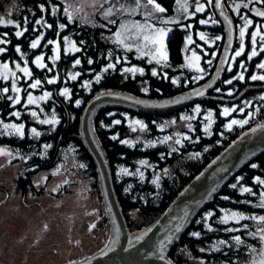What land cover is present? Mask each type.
<instances>
[{
	"label": "trees",
	"instance_id": "obj_1",
	"mask_svg": "<svg viewBox=\"0 0 264 264\" xmlns=\"http://www.w3.org/2000/svg\"><path fill=\"white\" fill-rule=\"evenodd\" d=\"M156 2L165 8L167 13H172L176 0H156ZM216 2L217 0H213V9L216 19L221 24L208 28V30L215 32L212 33L214 36L219 33L222 40L218 42L217 55L212 60L210 67L205 62L207 75L197 82L193 80L191 72L181 67L184 62L182 53L184 37L180 31H176L168 41L170 56L168 66L159 67L158 75L152 76L153 65L147 64L145 60L135 58L133 52L127 53L104 39L103 34L115 31L117 25H114L111 30H106L102 27L80 25L78 21L71 23L63 13V4L60 0H0V19L10 18L13 21V24H0V39L9 41L7 44L0 45L6 49L4 53H0V61L19 63L24 67L29 66L32 76L27 78L20 74L19 84L26 87L25 94L29 90L40 93L51 92L52 95L45 102L44 107L48 113L54 114L58 119L56 126L40 124L28 112L33 107H25L23 103L14 105L11 81L0 78V117L6 121L14 119L27 125V134L22 139L14 135H3L0 131V147H9L29 157L26 163L29 169L24 174L17 176L13 183L12 188L16 187V193L25 198L31 195H46L47 189L37 186L34 176L53 170L62 161V151L72 147L78 160L84 164L86 176L92 180L91 193L99 199L102 206L99 211L101 218L99 227L102 229L106 225L105 232L108 231V235L112 228L113 218L110 216L108 207L106 208L107 201L101 173L96 159L81 137L85 109L94 98L101 94L120 93L138 100L160 103L193 94L197 89L206 88V85L214 80L219 71L229 40L226 26L217 14ZM52 4L61 6L55 15L52 14ZM40 5H44V7L41 8ZM9 13L11 14L9 15ZM25 18H27V22H25ZM37 19H41L45 23H52L53 28L48 29L36 25ZM232 19L238 31L239 20L236 17ZM18 23L22 24V28L15 27ZM61 23H66L67 27L60 29ZM23 28L28 29L25 35L16 37L15 32L21 31ZM40 34L44 35L41 46L32 49L31 41ZM68 36H73L82 51L66 53L63 48L61 58L53 62L51 57L54 54V45H48L47 40L60 39L64 45V38ZM239 45L237 38L235 50ZM16 47H20L21 52H16ZM250 50L251 45L248 40L244 55L237 59L231 71L228 68L218 85L217 88H220L221 92L214 90L209 97L195 104L164 113L141 112L119 105H106L95 112L92 132L108 162L115 193L132 235L152 227L178 194L223 149L245 132L264 124V101H255L252 104V112L255 111V114L249 120V124L242 128L235 126L231 131H225L229 118L222 116V108L226 105L234 103L241 107L245 101L255 100L264 90V81L250 79L252 75H255L256 67L264 62V51L260 52L258 57L249 60ZM109 53H111V57ZM38 55H44L45 64L52 68L51 72L35 65L34 61ZM124 56L127 59H124ZM76 59H80L81 64L74 66ZM88 59H92L93 63L89 64ZM109 63H114L116 67L104 73L103 68L107 67ZM241 64L245 65L244 80L237 78L241 71ZM135 65L145 66L146 71L143 74L139 72L129 74L124 71L125 67H134ZM76 72H79L80 76L73 81L71 75ZM97 74H102L99 83L95 82ZM36 79H40L42 82L38 86L39 89L30 88V84L34 83ZM48 79H56V83L48 84ZM229 79H233V84L225 83ZM173 80H177V83H172ZM85 81L92 83L86 88L83 86ZM5 87L9 89L8 92L3 91ZM64 88L70 89L69 97L59 94ZM145 88H147V92L144 91ZM231 91L233 95L227 94ZM8 97H12V99L9 100ZM231 98L237 99V102L230 101ZM76 100L81 101L79 106L76 105ZM196 105L200 106L201 113L195 118L194 108ZM17 110L23 111L20 120L13 115ZM209 111H213L216 116L211 135L206 134L203 130L206 123L203 113ZM182 114L195 118L193 130L185 131L187 136H191V141L183 139L180 145L174 142L176 152H172L170 147L169 143L172 141L166 144L157 143L155 146L143 143L142 137L153 142L160 141L165 136H172V129L163 131L160 127L167 120L181 119ZM128 118L142 121L147 126L144 132H141L139 128L133 131ZM115 120H120L121 124H114ZM33 127L41 133L39 137L30 134ZM113 136H116L117 139H112ZM122 140H128L130 143H121ZM45 144H50L52 147L45 149ZM196 153H199L198 158L195 156ZM141 161H147V166H141ZM253 163L257 165L256 168L251 167ZM150 166L154 168V171ZM122 168L136 174H124L121 172ZM166 169L171 170V173L163 175L158 184L152 183L154 172H164ZM140 172L143 173V178L139 175ZM257 176L264 179V150L243 164L219 188L210 202L200 210L179 243L168 253L169 260L173 264L249 263L251 249L260 247V241L250 237V232L255 230V222L247 220L225 224L221 221V217L227 210L250 215L264 214V208H259L256 205L264 191V185H260L255 179ZM241 177H243L242 180ZM232 184H237V188L233 189ZM129 187L131 190L126 191ZM244 187L252 188V192H242L241 188ZM0 189V194L10 191L6 187H0ZM209 213L211 215H208ZM244 225H247V228ZM229 228L233 231H227ZM192 232H199L200 236L193 237L190 235ZM236 235L241 236L240 244H237L233 239ZM221 241L225 243H221ZM103 247L88 249L86 254L83 253L81 256H89L102 250ZM201 249L204 251H200Z\"/></svg>",
	"mask_w": 264,
	"mask_h": 264
},
{
	"label": "rangeland",
	"instance_id": "obj_2",
	"mask_svg": "<svg viewBox=\"0 0 264 264\" xmlns=\"http://www.w3.org/2000/svg\"><path fill=\"white\" fill-rule=\"evenodd\" d=\"M60 1L63 4L62 10L67 9V12L63 11L64 15L68 17V12L72 13L73 19L69 20L71 23L78 21L80 25L102 27L106 30H111L114 25H117L115 31L105 32L103 34L104 39L111 44L117 45L127 53L133 52L135 58L145 60L147 64L153 65L152 70L156 69L157 72H159V67L168 66L169 60L167 65H158L155 63V61L150 64L148 62L150 56L141 55V52L137 50V45L144 44L143 35L145 33L140 32L136 27L137 25L151 24L155 27L171 28L172 31L169 33L166 41L167 50L169 39L174 36L176 31H180L184 37L182 47L184 62L181 67L191 72L193 74V77L203 75V79L207 75L205 62L207 64L208 60L212 61L214 57H216L218 42L222 40V36L219 33L217 34V36H214L212 33L215 32L208 30V28L216 27L221 24V22L215 17L213 0H211V2H209V0H176L172 13H167L166 11L164 13L156 12L154 9V5L148 4L147 0ZM200 4H203L205 6L204 11L196 13L195 8ZM237 5L240 6L239 12H237L236 10ZM245 5H247V7H245ZM52 7L55 13H58L61 9L60 5L52 4ZM109 7H111L112 9V13L111 15L106 16L105 12ZM185 8L187 9V11L184 10ZM224 8L231 18L236 17L239 20L237 38L240 45L234 51L231 60L232 62H230L231 65H229V68H231L232 70L237 59L245 53L244 52L240 57H235V52L239 50L242 43L245 47V51L248 46V40H250L251 49L253 47H256L258 55L260 52H263L261 51V48L264 47V42L260 41L259 37H257V44L253 45L251 43V35L258 29L260 30L261 35H264V17L256 15L257 11H264V0H227V2L224 3ZM241 17L251 19L253 21V24L248 26L243 40H241L239 33L240 29L245 25V19H242ZM3 20L5 21V23L11 21V24H13V21L10 18H5ZM200 20H207L208 22L206 24H201L199 22ZM111 21L115 22L110 23ZM166 21L172 22L165 23ZM213 21H215V23ZM122 25L124 26L123 29L121 27ZM117 32H122L121 39L124 40V44L132 46L130 51L124 45L117 43ZM201 33H203L205 36L204 40L200 39ZM188 37L192 38V43L188 42ZM216 37H220L221 39L217 40ZM66 38L67 39H64V45L61 40L58 39L61 42L60 57L63 48L66 53H76L68 51L72 42H75L78 46L76 40L73 38V36H68ZM53 45L54 54L52 57H54L56 54L55 44ZM144 51L147 52V49H144ZM193 51H195L196 54L201 57L199 66L205 69L204 73L196 71L195 67L190 68L187 66L189 61L186 60L185 57H191ZM249 55H251V50L249 52ZM258 55L255 57H258ZM109 56L111 57V53H109ZM124 59H127V57L124 56ZM6 63L9 65L8 70L3 69L2 65L5 64V62L0 61V78L7 81L10 80L11 85L15 83L16 87L21 89L20 93H16L12 89L14 96V105H18L15 103V98L19 96L21 99V103H23L25 107H33L28 111L30 112V114L33 111L37 112V116L33 117L36 121L39 122V120L42 119L53 118L58 121L55 115L48 113L44 107L45 102L51 96L47 100H39V97L44 93L29 90L27 94L30 92L34 97L37 98L35 104L29 105L27 103V94L24 93L26 87L19 84V80L21 78L20 74H23L19 71L18 68H16V65L19 63ZM43 63H45V59ZM20 66L24 67L22 65ZM25 67L29 68V66ZM134 67L143 68L146 71V68L143 65H135ZM208 67H210V65ZM125 68H132V66ZM243 70L244 68H241V71H239V75L243 73ZM13 72L16 73L15 77L12 76ZM126 73L136 74L138 72ZM239 75L237 76V78L239 77ZM255 75H264V69H260L257 66ZM200 80L202 79L195 81L198 82ZM37 89L39 88L37 87ZM231 93L233 95L232 91ZM261 97H264V90L258 95L255 100H249L247 101V104L244 102L241 107L240 105H236L234 103L232 104L231 102V105H226L225 107H235L237 109L236 111L231 112L229 116L222 115L225 118H229L226 125L232 119L250 120L255 114V111L252 112V104L255 101H264L261 99ZM173 100H166L162 102H171ZM230 101L237 102V99L233 100V98H231ZM225 107L222 108V113ZM195 108L194 115L196 118L200 115L201 111L200 113H196ZM17 111H19L22 116L23 111ZM211 112L213 126L216 116L213 111ZM207 113L208 112L203 113V116H207ZM21 116L17 119L20 120ZM185 116V114H182L181 119L179 120H176L174 118L171 120H167L160 127L163 131H169L170 129L173 130V139L171 140L172 142L169 143L171 149L174 148V142L176 139H181V141L183 142V137L186 135L185 131L193 130L194 128L193 120L195 118L193 117L192 120H185L183 119V117ZM0 120H2L3 123H22L14 119L6 121L1 117ZM135 120L128 118V122L131 128H139L141 132H144L145 128L141 129L138 125H134L132 123ZM173 121H175V123H173ZM24 124L26 136L27 125L26 123ZM189 124L192 125V129H189ZM53 125L56 126L57 123ZM212 126L210 129L211 133ZM235 126L239 125H234L233 128ZM0 131L3 135H14L8 134V130L3 128V124H0ZM225 131L229 132L231 130H228V128L225 126ZM30 134L32 135L31 131ZM141 139L144 140L143 143L145 145H151L152 141H148L145 137H142ZM160 141L153 142L157 144L160 143ZM0 149H5L6 151H10L12 153L11 156L0 155V187H6L7 189H10L9 192H2V194H0V259L10 264H63L81 257L83 253L86 254V251L88 249L101 248L104 245L108 246L110 242L114 240L116 235L114 222H112V228L108 235V231L105 232L106 225H104L102 229H100L99 227V222L101 221L99 211L101 210L102 206L99 199L91 193L92 180L86 176L85 168L80 167V165L84 164H82L76 157L74 148L70 147L62 151V161L58 163L53 170L39 173L34 176L35 184L39 187L46 188L47 194L43 196L31 195L27 198L21 197L18 193H16V187H13V189L12 186L15 178L19 175L24 174L29 169L26 164L29 157L23 155V153L21 152H16L6 146H2L0 147ZM140 165L143 167L147 166L142 165L141 163ZM150 168L154 171V168L152 166H150ZM166 170L167 171L164 172H154L152 180H157L158 184L163 175H169V173H171V170ZM60 190H62V192H60ZM262 193H264V191ZM262 199H264V196L261 195L258 203L256 204L259 208H262L260 207ZM107 207L108 206L106 205V208ZM232 212L242 214L245 217H258L264 214L250 215L233 210H227L223 212V215L221 217V221L223 222V218L225 217V215H228L230 217L228 223H240L247 220L255 222V230H252L250 232V237L258 239L260 241V247L258 249H251V260L247 264H264V240L260 239V236L262 234L258 231V229L264 225H262L258 219H245L237 222L236 220L231 219ZM92 225H95V227L93 228ZM252 233H255V235H253Z\"/></svg>",
	"mask_w": 264,
	"mask_h": 264
},
{
	"label": "water",
	"instance_id": "obj_3",
	"mask_svg": "<svg viewBox=\"0 0 264 264\" xmlns=\"http://www.w3.org/2000/svg\"><path fill=\"white\" fill-rule=\"evenodd\" d=\"M225 2L226 0H219V4L216 2V10L227 28L229 34L228 46L219 71L211 82L213 87L207 88L203 96L190 94L179 99L181 103L177 104L173 103L175 100L152 103L120 93H108L97 96L87 105L82 118L81 137L98 163L107 206L116 228V235L108 246L103 247L102 250L96 253L94 252L95 254L81 256L63 264H173L168 258V253L182 239L200 210L210 202L219 188L243 164L264 150V129H260L261 125L255 127L260 129L255 134L251 130L245 132L223 149L192 179L152 227L144 232L132 235L115 193L108 162L92 132L95 112L106 105L125 106L141 112L164 113L182 109L209 97L224 78L237 41V27L224 8ZM224 169L227 171H224ZM213 188H215L214 192L212 191ZM177 225H180L179 231H175ZM145 233H147L146 236ZM169 235L172 236L170 243L167 242ZM138 237H143V239L138 240ZM130 241L131 243H129ZM162 241L165 243L162 244ZM161 248H163L162 252ZM161 256H163V259H161ZM0 264L10 263L0 259Z\"/></svg>",
	"mask_w": 264,
	"mask_h": 264
},
{
	"label": "snow or ice",
	"instance_id": "obj_4",
	"mask_svg": "<svg viewBox=\"0 0 264 264\" xmlns=\"http://www.w3.org/2000/svg\"><path fill=\"white\" fill-rule=\"evenodd\" d=\"M209 2H211V0H209ZM147 3L150 4V5H154V9L158 13H164L166 11V9L161 7V5L159 3H156V0H147ZM217 3L219 4V0H217ZM220 6L222 7V5H220ZM40 7L43 8L44 5H40ZM245 7H247V5H245ZM204 8H205V6L203 4H200V5H198L195 8V12L196 13L203 12ZM184 10L187 11L186 8ZM236 10H237V12L240 11V6L239 5H237ZM63 11L67 12V9H64ZM111 13H112V9H111V7H109L107 9V11L105 12V15L108 16V15H111ZM10 14L11 13H9V15ZM52 14L55 15V11L54 10H53ZM221 14L223 15V13H221ZM256 15L260 16V17H264V11H257ZM225 18L227 19V17H225ZM241 18L245 19V25H244V27H242L240 29V33H239L241 40H243V38L245 36V32H246L248 26L252 25L253 21L251 19H247V18H244V17H241ZM72 19H73L72 13L68 12V20H72ZM25 22H27V18H25ZM114 22L115 21H111L110 23H114ZM170 22H172V21H166L165 23H170ZM199 22L201 24H206L208 21L207 20H200ZM213 22L215 23V21H213ZM4 23H5V21L3 19H0V24H4ZM8 23L11 24L12 22L9 21ZM229 23H231V21H229ZM35 24L36 25H40L42 27H47L48 29H52L53 28V24L52 23H45L41 19H37L35 21ZM15 27L22 28V24L18 23V24L15 25ZM66 27H67L66 23H61L59 25L60 29H65ZM121 27H122V29L124 28L123 25ZM136 27L139 29L140 32H144L145 33L143 35L144 44L143 45H137V50L141 52V55L142 56H144V55L150 56V59L148 61L150 64L153 61H155V63L158 64V65L159 64L167 65L168 60H169V56H168V50H167L166 41H167L168 35L172 31V29L171 28H165V27H155L154 25H151V24L137 25ZM26 31H28L27 28H23V30H21V31H16L15 32V36L16 37H23L25 35ZM121 36H122V32H117L116 33L117 43L124 45L130 51L132 46L124 44V40L121 39ZM257 37H259L260 41L264 42V35H261V32L258 29L256 32L252 33V35H251V43L253 45L257 44ZM64 39H67V38L65 37ZM200 39L201 40L205 39V36H204L203 33L200 34ZM216 39L219 40L221 38L220 37H216ZM42 40H44V35L40 34L36 39L31 41V45H30L31 48L32 49H36V48L40 47ZM187 40H188L189 43H192V38L191 37H188ZM7 43H9V41L7 39H0V45H4V44H7ZM81 43H83V42H81ZM47 44L48 45L55 44V52H56V54L51 59L53 60V62H55L56 60H59L61 58L60 57L61 42L59 40L49 39V40H47ZM144 49H147V52H145ZM5 51H6L5 48L0 47V53H4ZM15 51L19 53V52H21V48L20 47H16ZM68 51L69 52H81L82 48L78 47L75 42H72L70 48L68 49ZM261 51H264V47L261 48ZM244 52H245V47H244V45L242 43L240 48H239V50L235 52V57H240ZM257 55H258V52L256 50V47H253L251 49V55L248 56V59L251 60L253 57H255ZM44 59H45V57L43 55H38V56H36L34 62H35L36 66L38 68H41V69H45L46 68L49 72H51L52 68L48 67L47 64L43 63ZM185 59L189 61L188 65H187L188 67H190V68L191 67H195L196 71H198L200 73H204L205 72V69L201 68L199 66V61H200L201 57L198 56L195 51L192 52L191 57H185ZM88 63L92 64L93 60L92 59H88ZM80 64H81V60L80 59H76L75 62H74V66L75 65H80ZM207 64L211 65L212 61L208 60ZM2 67L5 70L9 69V65L7 63L3 64ZM115 67H116V65L114 63H109L107 65V67L103 68V72L107 73L109 71V69H113ZM240 67L244 68L245 65L241 64ZM258 67L260 69H264V63H260L258 65ZM16 68H18L19 71L22 72L25 76H27V77H31L32 76V73H31V71L29 70L28 67H21L20 64H17ZM124 71L125 72H132V73L139 72V73L143 74L145 70L143 68L132 67V68H125ZM229 71H231V68H229ZM151 74H152V76H157L158 72L156 71V69H153ZM12 76L15 77L16 73L13 72ZM78 76H80L79 72H76L75 74H72L71 75V80H73V81L77 80ZM101 78H102V74H97L95 76V82L99 83ZM199 79H203V75H200L198 77H193V80H199ZM238 79L239 80H244L245 79L244 74L241 73L239 75ZM250 79L252 81H264V75H252L250 77ZM41 83L42 82H41L40 79H36L34 81V83L30 84L29 87L32 88V89H36L38 86L41 85ZM47 83L48 84H55L56 83V79H48ZM91 83H92L91 81H85L83 86L87 88V87L90 86ZM172 83H174V84L177 83V80H173ZM225 83L231 85V84H233V79H229V80L225 81ZM212 87H213V83H209V84L206 85L205 89H197L193 94L197 95V96H203L205 94V91L207 90V88H212ZM12 89L16 93H20L21 92V89L16 87L15 83L12 84ZM3 91L4 92H8L9 89L7 87H5L3 89ZM144 91L147 92V88H145ZM215 91L216 92H221V89L220 88H216ZM59 94L61 96H64V97H69L70 96V89L69 88H64ZM51 95H52L51 92H44V94L39 97V100H47ZM229 95H232V93L230 92ZM8 99L11 100L12 97H8ZM261 99L264 100V97H261ZM36 100H37V98L34 97L30 92L27 94V103L29 105L35 104ZM15 103L16 104H20L21 103V99H20L19 96H17L15 98ZM80 103H81L80 100H76V105L77 106H79ZM173 103L179 104V103H181V100L177 99V100L173 101ZM245 103L247 104V101H245ZM236 110L237 109L235 107H233V108L225 107L223 109L222 115L229 116L231 112H234ZM195 111H196V113H200L201 109H200L199 105H196ZM13 115L16 116L17 118H19L21 116V113L19 111H16V112L13 113ZM31 115L33 117H36L37 116V112L33 111L31 113ZM183 119L192 120L193 117L192 116H185V117H183ZM204 119L207 121V123L204 125L203 130H204V132L206 134L211 135L210 129H211L212 122H213L212 121V112L209 111L207 113V116L204 117ZM39 123L40 124H55V123H58V121L55 118H53V119H42V120H39ZM132 123L134 125H138L141 129H144V128L147 127L140 120H135ZM173 123H175V121H173ZM0 124H3V128L8 130V134H10V135L14 134V135H16L17 137H19L21 139L24 138V136H25V124L24 123H19V124H16V123H3V121L0 120ZM114 124L119 125V124H121V121L120 120H115ZM247 124H249V119H243V120L232 119L226 125V127L228 128V130H232L234 125H239L242 128V127H244V125H247ZM188 127H189V129H192V125L191 124H189ZM260 129H264V125H261ZM260 129L253 128V129H251V132L253 134H255ZM132 130L135 131L136 128L133 127ZM31 133L35 137H39L41 135V133L39 131H37V129L35 127H33L31 129ZM112 139L115 140V139H117V137L113 136ZM172 139H173L172 136H165L160 141V143L166 144L169 141H171ZM183 139L191 141L192 138H191V136H187L186 135V136L183 137ZM120 142L124 143V144H129L130 143V141H128V140H122ZM181 142H182L181 139H176L175 140V144H177V145H180ZM193 142H195V141H193ZM151 146H155V142H151ZM50 147H52L50 144H45L44 145L45 149L50 148ZM176 151H177L176 148H172V152H176ZM205 151H207V149H205ZM253 154H255V153H253ZM0 155H9V156H11L12 153L10 151H6L5 149H0ZM195 156L198 158L199 157V153H196ZM140 163L142 165H147L148 162L147 161H141ZM80 167H84V165H80ZM251 167L252 168H256L257 165L255 163H253V164H251ZM137 171H139V170H137ZM165 171H167V170H165ZM224 171H227V170L224 169ZM121 172L124 173V174H127V175H135L136 174V173H133V172H129V170L126 169V168H122ZM139 175L141 176V178H143V173L142 172H140ZM240 179L242 180L243 177H241ZM255 179L260 185H264V179H261L259 176H257ZM152 183L156 184L157 180H153ZM231 187L233 189H235V188H237V184H232ZM130 190H131L130 187H129V189H126V191H130ZM212 191L214 192L215 188H213ZM241 191L242 192L251 193L252 192V188L244 187V188H241ZM261 195L264 196V193H262ZM225 199H228V198L225 197ZM260 207L264 208V199L261 200ZM208 215H211V213H209ZM229 218L230 217L228 215H225V217L223 218V223L227 224L228 221H229ZM231 219L236 220L237 222H239L240 220H245V219H252V220H257L258 219L261 222V224L264 225V215H261V216H258V217H256V216L245 217L242 214H239V213H236V212H232L231 213ZM92 227L94 228L95 225H92ZM244 227L247 228V225H244ZM179 230H180V225H177L176 228H175V231H179ZM227 231L231 232V231H233V229L229 228V229H227ZM258 231L262 234L260 236V239L264 240V226L260 227L258 229ZM252 234L255 235V233H252ZM146 235H147V233H145V236ZM190 235L193 236V237H199L200 233L199 232H192V233H190ZM139 239H143V237H138V240ZM233 239L236 241L237 244H240L242 242L241 241V236H239V235L234 236ZM171 240H172V236L169 235L167 237V242L170 243ZM129 243H131V241ZM161 243L164 244L165 242L162 241ZM221 243H225V242L221 241ZM160 250L162 252L163 248H161ZM217 250H219V249H217ZM125 251H127V249H125ZM200 251H204V249H201ZM161 259H163V256H161Z\"/></svg>",
	"mask_w": 264,
	"mask_h": 264
}]
</instances>
